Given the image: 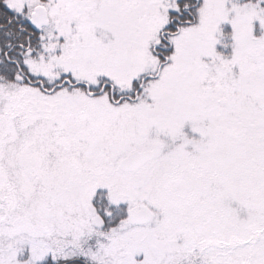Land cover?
<instances>
[{"label":"snow or ice","instance_id":"6c2138e0","mask_svg":"<svg viewBox=\"0 0 264 264\" xmlns=\"http://www.w3.org/2000/svg\"><path fill=\"white\" fill-rule=\"evenodd\" d=\"M0 264H264V0H0Z\"/></svg>","mask_w":264,"mask_h":264}]
</instances>
